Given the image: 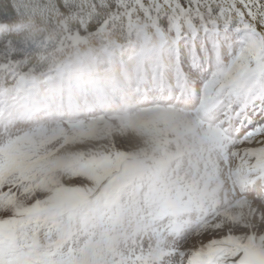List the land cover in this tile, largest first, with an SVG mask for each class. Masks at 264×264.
I'll return each mask as SVG.
<instances>
[{
    "label": "clouds",
    "instance_id": "clouds-1",
    "mask_svg": "<svg viewBox=\"0 0 264 264\" xmlns=\"http://www.w3.org/2000/svg\"><path fill=\"white\" fill-rule=\"evenodd\" d=\"M81 2L87 26L51 10L64 0H20L22 13L0 20V158L25 161L0 170V182L13 190L0 216L33 218L26 242L37 255L110 264L139 250L140 240L146 249L153 241L137 232L138 223L166 212L178 187L204 178L217 157L216 137L234 134L230 110L247 103L259 112L264 42L225 49L200 65L189 61L177 88L174 31L134 11L137 0H73ZM163 13L176 15L170 7ZM69 28L80 39L61 44ZM157 106L172 109L171 117L148 111ZM246 195L255 215L211 231L242 243L264 237V184ZM200 215L181 218L193 222L182 235L165 233L177 249L166 264H187L179 252L190 255L211 235L198 234ZM171 219L164 215L161 224Z\"/></svg>",
    "mask_w": 264,
    "mask_h": 264
},
{
    "label": "snow or ice",
    "instance_id": "snow-or-ice-1",
    "mask_svg": "<svg viewBox=\"0 0 264 264\" xmlns=\"http://www.w3.org/2000/svg\"><path fill=\"white\" fill-rule=\"evenodd\" d=\"M24 7L20 0H0V20L16 17ZM84 7L83 2L77 5L73 0H64L59 8L52 6L51 10L70 12L71 21L87 26L81 15ZM162 7H170L176 13L175 18L167 13L159 14ZM134 11L155 16L157 25H166L176 33L177 88L184 86V70L189 61L200 65L213 55L219 59L225 49L255 47L258 42H264V0H169L167 4L164 0H137ZM79 39V32L69 28L61 44H74ZM243 67L246 69L247 65ZM148 111L156 117L169 118L173 112L159 106ZM230 111L235 121L234 134L216 137L217 157L208 161L204 178L178 187L174 197L166 198V212H157L138 223L137 232L149 234L153 241L146 249L144 241L140 240L137 242L139 250L133 247L127 255L120 252V259L110 264H166V258L175 255L177 249L167 246L165 233L171 230L182 235L193 222L181 218L193 210L201 213L194 222L198 234L219 230L225 222H242L255 215L256 210L246 194L253 186L264 184V104L256 115L248 110L247 103ZM24 163L23 158L12 154L6 160L0 158V170ZM113 179L119 183L121 178ZM12 197V185L0 182V204L10 202ZM259 211L264 215V209ZM164 215L172 217L167 225L161 224ZM32 219L23 211L13 216H0V264H58L48 256L35 254L26 242L32 235ZM238 254L239 259L231 264H264V237L259 242L250 237L247 243H242L231 234L217 235V231H211V235L203 237L199 247L190 249V255L179 252L187 264H230V258ZM65 264H80V261L70 260ZM94 264L109 262L98 260Z\"/></svg>",
    "mask_w": 264,
    "mask_h": 264
},
{
    "label": "rangeland",
    "instance_id": "rangeland-1",
    "mask_svg": "<svg viewBox=\"0 0 264 264\" xmlns=\"http://www.w3.org/2000/svg\"><path fill=\"white\" fill-rule=\"evenodd\" d=\"M186 61H187V57H185Z\"/></svg>",
    "mask_w": 264,
    "mask_h": 264
},
{
    "label": "trees",
    "instance_id": "trees-1",
    "mask_svg": "<svg viewBox=\"0 0 264 264\" xmlns=\"http://www.w3.org/2000/svg\"><path fill=\"white\" fill-rule=\"evenodd\" d=\"M15 18V17H14Z\"/></svg>",
    "mask_w": 264,
    "mask_h": 264
}]
</instances>
